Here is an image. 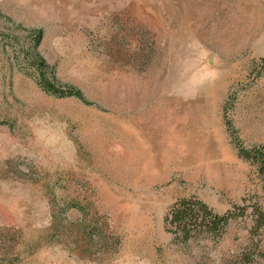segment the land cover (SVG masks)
I'll use <instances>...</instances> for the list:
<instances>
[{"label":"rangeland","instance_id":"1","mask_svg":"<svg viewBox=\"0 0 264 264\" xmlns=\"http://www.w3.org/2000/svg\"><path fill=\"white\" fill-rule=\"evenodd\" d=\"M263 168L264 0H0V264H231ZM190 195L222 235L166 228Z\"/></svg>","mask_w":264,"mask_h":264},{"label":"trees","instance_id":"2","mask_svg":"<svg viewBox=\"0 0 264 264\" xmlns=\"http://www.w3.org/2000/svg\"><path fill=\"white\" fill-rule=\"evenodd\" d=\"M32 34L31 44L25 57L35 67L38 73V81L42 87L56 95H78V90L72 86L64 87L46 76L44 68L47 66V62L40 54L38 48L41 32L38 31ZM236 207L241 208L242 211L245 209L244 205H237ZM254 212L257 214L255 215L256 223L251 228L252 232L257 231L264 220V211L257 210L256 208ZM235 215V211L232 209L216 212L204 199L196 195H190L176 200L165 214L164 219L166 228L174 234L175 239L183 243H189L201 236L214 238L222 235L226 226L236 217ZM255 260L258 262L260 260L264 261L262 238L255 241L252 240L244 245L234 256L231 264H252Z\"/></svg>","mask_w":264,"mask_h":264}]
</instances>
